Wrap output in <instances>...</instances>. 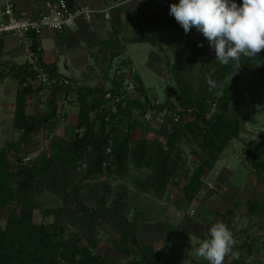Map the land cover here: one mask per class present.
I'll return each mask as SVG.
<instances>
[{
	"label": "trees",
	"instance_id": "trees-1",
	"mask_svg": "<svg viewBox=\"0 0 264 264\" xmlns=\"http://www.w3.org/2000/svg\"><path fill=\"white\" fill-rule=\"evenodd\" d=\"M68 1L73 6V0ZM235 2L242 4V0ZM146 20L150 21L148 27ZM145 21L142 27L145 35L141 40L160 45L155 29L161 22L151 17ZM191 36L192 33L176 61L167 63L175 83L166 89L167 100L151 105L148 90L138 77L136 90L132 93H127L119 84L109 89L71 81L66 84L54 68L42 62L40 36L31 35V49L37 65L45 67L48 74L57 79L42 116L28 111L34 93L42 90V86L30 83V79L37 76L36 69L28 61L22 65L2 61L5 37L0 38V80L11 76L20 83L13 113V127L20 135L16 141H9L0 148V211L9 209L4 224L0 223V264H168L152 244L139 243L138 228L147 220L150 211L137 212L133 219L127 216V187L120 183L114 200L108 203L113 179H125L131 164L136 170L147 167L151 169L150 173L145 179H136L135 185L141 192H151L160 198L170 181L180 184V171L187 166L185 147L195 144L191 152L197 160L193 161L194 168L181 189V204L178 202L180 208L188 209L205 187L206 176L215 162L235 140L241 141L245 159L252 169L264 174V142L253 143L242 137L244 117L238 101L240 82L237 76L241 65L256 73V66L263 63L264 51L256 57L241 56L238 61L222 65L216 60L213 48L204 53L203 46H198L202 44L201 39ZM127 64L131 65V62ZM209 78L216 83L211 91ZM60 82L67 86L68 93H77L75 131L57 153L42 151L31 164L24 160L22 147L58 118L60 103L54 92ZM108 93L111 97H107ZM116 97L121 99L116 101ZM170 98L174 99L184 121L181 120L183 124L166 138L165 145L153 143L147 134L136 140L135 120L126 131L120 129V124L131 117L133 110L150 107L163 110L169 105ZM207 108L213 109L209 115ZM188 116L193 118L187 120ZM12 151L16 152L15 165L11 160ZM102 178L105 179L97 182ZM46 191L57 195L62 205L49 211L55 215L53 221L37 224L35 210ZM260 208L258 203H249L251 213ZM224 217L226 214L220 221L225 222ZM68 221L77 228H71ZM111 222L121 235L115 242V256L97 248L99 238L81 233L83 227L90 230L95 223L109 225ZM204 237L207 239L209 235ZM253 240L234 246L233 250L241 254L238 260L241 263L245 248L251 250V243L255 245ZM238 261L229 264H239Z\"/></svg>",
	"mask_w": 264,
	"mask_h": 264
},
{
	"label": "rangeland",
	"instance_id": "rangeland-1",
	"mask_svg": "<svg viewBox=\"0 0 264 264\" xmlns=\"http://www.w3.org/2000/svg\"><path fill=\"white\" fill-rule=\"evenodd\" d=\"M3 0H0V2ZM1 19V16H0ZM158 36H160V45H154L150 44V42H142L140 44L131 45L130 50L131 53L134 54V62L136 65H133L131 63L127 64V68L130 66H134L136 73L137 70L141 74L144 83L149 88V92L152 95L150 96V104L154 102L155 105L164 103L167 100V86H173V80L172 75L168 68H163L162 70H166L163 72L158 71L160 68L159 65L154 67H149L147 65V59L152 51H156L163 56H168L172 53L174 55V52L176 50H180L182 46L185 45L187 41V34H185L184 29L180 28H173L169 25H164L158 29L157 32ZM14 35L13 37L17 38V35L15 34H9ZM193 38H199L202 41L203 44V51L206 53L210 48L209 42L207 39L202 35V33L198 32L197 29L194 27L192 31ZM191 36V37H192ZM18 39V38H17ZM179 48V49H178ZM182 50V49H181ZM211 50V49H210ZM209 50V51H210ZM143 60V61H142ZM262 65L256 66V73L250 72L249 69L243 67L241 65L238 69V79L240 82V91L238 94V101L240 105V111L241 114L244 117V121L242 122V137L246 141H251L253 143H258L262 136V132L264 133V59H262ZM240 65V63H239ZM166 67V64H165ZM124 75V74H123ZM169 77V85H167V78ZM19 82L18 80L14 78H9L7 80H4V82H0V148L6 145L9 141H16L19 138L20 133L16 131L13 127V113H14V106H15V97L16 92L13 93V88H18ZM155 98V100H152ZM41 101L39 102H31L32 106L29 110L30 114H37L39 116H42L44 113V110L47 108V100L45 98L40 97ZM38 99V100H39ZM170 103L162 109H153V107H150L146 110L144 109H136L133 110L131 117L128 118V120H125L123 124H120V129L123 131H126L131 126L130 124L133 123L135 120L136 122V129L134 131V138L140 139L144 137L146 134L148 139H150L153 143L159 144L160 137L163 135L165 136V142L166 138L170 136V134L176 130L178 127H180L183 122L180 121L178 123H173V118L176 116H179V112L176 109V104L173 98H170ZM72 101L70 104H66V102H63L60 106V111L58 118L52 122L53 124H50L46 126V128L43 129V131L39 134V136H36L31 140L28 144H26L24 147H22V154H26L30 157V163H34L40 153L42 151H45L49 154L57 153L62 145L68 142L69 138L75 131V126L78 120L77 114H78V106L76 100H70ZM42 102V103H41ZM215 107V106H213ZM70 109V112L67 110L65 111L68 116L67 122L63 119V111L65 109ZM175 108V109H174ZM151 111L153 115V119L149 121H143L142 115L148 111ZM213 109L207 108V115L211 113ZM64 112V113H65ZM70 113V115L68 114ZM193 116L186 117L187 120L192 119ZM183 120L182 118H180ZM184 121V120H183ZM66 124V126H69V129L63 133L58 134L57 132H51V129L57 126L58 124L63 125ZM167 123V124H166ZM168 125H170V128H168ZM260 131V132H259ZM145 134V135H144ZM165 145V144H164ZM192 146H195L192 145ZM192 146H186L185 151L187 152V166H185V169L182 167V171H180V175L182 176L180 180V184H176L175 180L170 181L168 186L165 188V191L162 195V197H158L154 195L151 192H141L136 187V179H145V177L148 176L151 169L144 167L140 170H136L135 167L131 164L129 174L126 176L123 180H117L113 179L111 181V190L110 194L108 196V203L113 201L116 192L118 191L117 187L120 183H122L124 186L127 187L128 191L126 194V211L127 216L130 219H133L136 215V213H143L144 211L148 212L147 214V220H153L154 223L161 222V219L164 217H167V221L173 222L175 225L170 223V229L167 232V235L164 236V241H172V245L170 246L171 251L167 249V245L164 244L163 241H155V246L159 251V254L161 255L162 259L165 261H168L170 264H197V261L200 260L199 257L195 255V244L199 240L198 235L195 232H192L189 234L188 238L184 239H178L172 237L174 235L173 231L178 226V220L177 222L174 221V216L182 215L183 220L185 221H191L194 222V218L198 215V204H193V208L195 209L194 215H189L190 208H186L185 206L178 205L181 204L183 196L181 189L186 183L189 175L191 174L194 164L193 161L197 160V157L191 152ZM234 147L238 149L241 154L243 153V145L241 141H233L230 145V148ZM231 154V155H230ZM229 156L232 161L234 175L231 178V184L238 185L242 183H246L249 185V183L252 182L254 171L252 167L249 165L248 161H245V166L239 165L240 161L236 159L235 155L236 153H230ZM245 156V155H244ZM14 163V160H12V164ZM244 166V167H243ZM218 175V174H217ZM179 177V175L177 176ZM176 177V178H177ZM207 179H214L215 182L220 181V185H222V188L216 183L218 189L215 192L216 195L222 194V190L224 189L227 183L223 182L224 177L216 176L215 170H213L211 173H209L206 176ZM220 178V180H219ZM264 178V177H263ZM105 178H102L101 180L95 179L94 181H102ZM218 179V180H217ZM247 181V182H246ZM263 181V180H262ZM214 185V184H213ZM215 185V186H216ZM82 192H84V189H81ZM239 190H233L232 196L225 199L222 202H213L209 209L211 213H215L216 211H219L220 213H224L227 209H229L234 202H237V200H240V191ZM214 191L212 192V194ZM220 193V194H219ZM39 207L35 210L34 215V221L37 224H41L42 222L50 223L54 220V213L49 212L56 207L62 205V201L60 200L57 195L51 194L49 191H46L40 198H39ZM197 202V201H195ZM9 212V209H5L3 211H0V223L4 224V220L6 218L7 213ZM172 217V218H171ZM177 219H180V217H177ZM194 219V220H193ZM219 221L221 218H217ZM216 220V219H215ZM217 220V221H218ZM214 221V220H213ZM144 222V221H143ZM143 222L140 224L142 225H148L143 224ZM254 219L253 221L247 220V216L245 213H242L235 217L234 224L229 226L230 230L234 234V238L237 241L236 245H239L242 243L244 237H247L243 242H249L254 241L253 237L255 230L254 228ZM69 225L71 228L75 229L77 228L76 225L69 222ZM251 225V227L248 229L245 226ZM212 225V224H211ZM92 226V225H91ZM139 226V227H140ZM146 227V226H145ZM174 227V228H172ZM211 227V226H210ZM247 229V232L245 230ZM91 230V231H90ZM88 229L87 227L81 228V233L84 234H93L96 238H99V245L98 249L102 253L110 252L113 256L117 255L116 252V244L115 242H118L121 239V235L115 230V225L111 222L109 225L106 224H93L91 229ZM251 230V231H250ZM139 231V230H138ZM207 232V229L205 230ZM204 231V232H205ZM205 232V233H206ZM246 233V234H245ZM249 233V234H248ZM169 234V235H168ZM209 234V233H207ZM256 238V237H255ZM155 239H159L156 237ZM139 241V240H138ZM248 243V244H249ZM261 243H264V240L261 241ZM251 247V250L246 249L243 252L242 256L244 255V260L241 263L238 261L239 259H232L231 256L226 257L224 264H229L230 262L234 261L235 263L240 262L239 264H246L247 258L252 256L254 257L252 264H263L262 257L264 258V250L263 253H260V247L258 248L256 244ZM260 244V242H259ZM154 246V245H153ZM197 246V245H196ZM264 249V246L262 247ZM239 258H241V254L239 253ZM127 261L126 259H124ZM123 260V261H124ZM124 263V262H123Z\"/></svg>",
	"mask_w": 264,
	"mask_h": 264
},
{
	"label": "crops",
	"instance_id": "crops-1",
	"mask_svg": "<svg viewBox=\"0 0 264 264\" xmlns=\"http://www.w3.org/2000/svg\"><path fill=\"white\" fill-rule=\"evenodd\" d=\"M114 1L116 0H73V5H88L96 12L93 13L92 20H87L84 17H78L73 26L67 27L62 32H46L41 35L39 43L42 51V62L54 68V70L64 79H67L74 84L89 85L91 87L103 86L106 89L114 88L118 84L121 87L123 84V74L125 69H127V63L131 62L133 65H136L133 59L134 54L131 53L129 46L144 42L141 39L145 35L144 28H142L145 19H149L151 17L153 20L161 22V24L155 29L156 37H158V39H160V36L157 34L158 29L164 25L182 29V26L177 23L172 15L169 14L170 8L166 7L161 0H146L143 2L140 0H122L118 5L111 9L110 18H106L103 11L107 7L111 6ZM42 2L43 0H19V6L20 9L24 11L36 14ZM2 4L3 1L0 2V21L3 19ZM145 23L148 27L150 21L146 20ZM193 29L194 27L187 33V38L192 33ZM13 36L14 35L9 34L5 36L2 50V61L8 64H25L27 62V56L24 52L22 44L20 43L18 36V39ZM183 48L184 46L181 47V49ZM181 49L176 50L174 55L171 53L168 56H163L156 51H152L147 59V65L153 69L159 65L160 68L158 71H166H161V69L168 68V62L176 61ZM115 53L118 54H116L114 59H111V56H114ZM137 77L140 79L143 87L148 90L149 96L152 97L149 92V88L144 83L138 70ZM9 78L14 77L8 76L0 80V82H4V80ZM166 78L167 85H169V77ZM14 79L18 80L17 78ZM19 87L20 83L18 85V88ZM18 88H13V93H17ZM54 94L57 96L60 106L63 102L70 104L72 102L70 100H77V93L73 91L68 93L67 86L62 82L56 85ZM34 100L36 101V99L31 98V102H34ZM152 100H155V98ZM36 102L39 101L37 100ZM31 104L32 103H30L28 107V111L32 106ZM66 110L70 112V109L68 108L63 111V116L65 118L63 120H66L67 122L68 117L66 116L68 115L65 112ZM68 114L70 115V113ZM67 128L69 129V126H66L65 123L63 125L58 124L51 129V132L54 131L58 134H63L68 130ZM262 136L263 137L259 142H264L263 132ZM238 151L239 150L234 147H229L215 162L212 170L209 172L211 173L215 170L217 177H224L223 182L227 184H225V187L223 186V193L213 196V191L210 189L209 185H216V183H218V185L222 188L223 184L220 185L221 182H215L213 178L211 180L206 178L205 187L195 200L197 202H193V204H198V215L194 218L195 220L193 219L194 222L192 223L190 220H183L182 215H177L176 217L174 216V221L177 222L178 220V226L173 231V239L188 238L190 233L195 232L199 237V240L195 244V247H197L196 245L204 240V236L209 233L211 224L217 222V218H221L223 214H226V217H224V223L232 226L234 224L235 217L245 213L248 224L249 221L251 222L254 219L253 230H255V236L253 238L255 239L257 247H260V253H263L264 249L262 247L264 246V243L262 244L261 241L264 240V174L256 173L253 169L254 181L252 180L249 185L245 182L238 185L231 184V178L233 177L235 171L232 169L233 165L229 154L232 152L236 153L235 157L240 161L237 166H245V156ZM262 158L264 160V155ZM233 190L240 191V200L234 202L224 213H220L219 211L211 213L209 209L210 205L213 202L218 201L220 203L231 197V191ZM253 202L261 205L258 212H250L249 203ZM231 209L233 210L231 211ZM167 217L162 218L161 222H159L160 224L154 223L155 221L153 220L144 221L143 224L145 223L148 225H142L138 228L139 231L137 232V236L139 243L142 245L152 244L155 249H158L154 242L159 240L163 241L164 244L167 245V249L171 251L172 248H170V246L172 245V239L164 241L163 238L167 235V232L170 229V223L173 225L175 224L170 221L168 222ZM177 217H180V219H177ZM248 224L245 227L249 229L252 224ZM246 228L245 230L247 232ZM206 229L207 232L205 231ZM156 237L159 239H155ZM246 238L247 237H244L243 241ZM262 260L264 264L263 257ZM168 264L170 263L168 262ZM197 264H208V262L200 258V260L197 261Z\"/></svg>",
	"mask_w": 264,
	"mask_h": 264
},
{
	"label": "clouds",
	"instance_id": "clouds-1",
	"mask_svg": "<svg viewBox=\"0 0 264 264\" xmlns=\"http://www.w3.org/2000/svg\"><path fill=\"white\" fill-rule=\"evenodd\" d=\"M169 14L185 34L193 27L202 33L222 65L264 51V0H242L239 5L235 0H179L170 5ZM208 84L209 91L216 87L210 78ZM236 243L229 226L217 221L211 225L209 237L195 248V255L208 264H224L226 257L239 259V252L233 250ZM253 259L248 257L246 264Z\"/></svg>",
	"mask_w": 264,
	"mask_h": 264
},
{
	"label": "built area",
	"instance_id": "built-area-1",
	"mask_svg": "<svg viewBox=\"0 0 264 264\" xmlns=\"http://www.w3.org/2000/svg\"><path fill=\"white\" fill-rule=\"evenodd\" d=\"M121 1L122 0H116L111 6L104 9L103 12L106 18H110L111 9L118 5ZM140 1L143 2L146 0ZM161 2L166 7L170 8L171 4H178L179 0H161ZM94 12L96 11L88 5L70 6L68 0H43L37 10V13L32 14L28 11L20 9L19 0H3V19L0 21V38L5 37L8 34L17 35L27 56V61L36 69L37 76L34 79H30V83L35 86H42V90L39 93H34L33 99H36L37 101L39 97H42L49 102L52 97V87L57 83V79L55 76L49 75L45 67L37 65L36 55L31 49V35L41 36L46 32H62L67 27L73 26L78 17H84L87 20H92ZM64 81L66 84L69 82L67 79ZM137 84L138 79L135 67L130 66L125 69L122 87L127 93H132L136 90ZM107 97H111V94L108 93ZM120 99V97L115 98L116 101H119ZM152 105H155V103L153 102ZM142 118L143 121H149L153 119V115L149 110L142 115ZM180 121V116H176L173 118L172 122L178 123ZM168 128H170V125H168ZM164 137V135L160 137V141L165 144ZM15 154L16 152L12 151L11 160H14L13 165L17 164L14 157ZM22 155L25 156V161H30V157L28 155ZM209 187L212 191H214L213 196H215V192L218 187L212 184L209 185ZM192 205L189 211L190 215L195 214V209Z\"/></svg>",
	"mask_w": 264,
	"mask_h": 264
}]
</instances>
